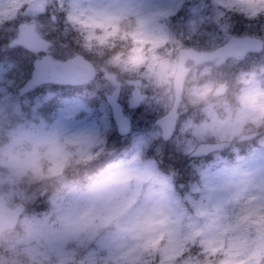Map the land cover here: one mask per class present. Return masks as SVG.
Wrapping results in <instances>:
<instances>
[{
  "label": "rangeland",
  "instance_id": "1",
  "mask_svg": "<svg viewBox=\"0 0 264 264\" xmlns=\"http://www.w3.org/2000/svg\"><path fill=\"white\" fill-rule=\"evenodd\" d=\"M35 2L65 11L69 19L78 22L75 30L71 29L74 33L71 43L89 51L103 70L115 69L114 73L120 74L125 80L120 87L122 100L134 97L135 86L145 93L138 106L128 104L133 126L124 143L127 150L121 151L128 152L127 157L110 159L116 161L113 168L117 179L98 190L101 196L119 197L105 223L115 224L117 231L113 236L123 238L126 229L121 219L128 216L134 205L151 201L153 205L163 204L170 226L141 242L149 255L121 245L115 238H96L82 245L41 243L16 250L0 249V264H147L146 259L156 262L173 259L175 264H180L188 252L195 255L197 251V240L181 231L182 222L199 224L210 215L217 220L222 218L225 223L219 235L202 241L207 253L212 257L221 254L220 264H259L264 250V141L245 156L236 155L233 161L221 163L223 166L213 171L205 169L200 182L192 185L190 192L170 198L152 169L145 164L139 166L136 159L147 147L161 146L160 129L152 120L164 114L174 99L149 86L150 74L141 66L151 68L158 51L167 50L169 55L177 56V49L185 40L206 49L226 41L236 30L243 33L254 30L264 37V16L249 18L264 8V0H0V31L7 32L21 18L35 14L30 8ZM183 4L186 10L183 19L170 25L165 16ZM233 6L239 10H233ZM50 22L48 15L42 14L36 24L47 34L51 30ZM53 32V46L59 50L64 34L59 32L57 37L54 23ZM8 37L12 38L10 34ZM115 37L123 40L126 49L122 52L126 55L116 52L109 61V49ZM8 41L11 44V39ZM105 42L109 49L104 51ZM0 48H7L3 41ZM19 56L18 49L14 59L0 58V145L25 150L33 159L44 149L57 167H63L69 156L87 164L103 150L100 139L104 126L107 125L106 134L113 128L106 124L109 114L105 102L101 101L94 110L80 97L62 96L59 89L56 94L51 85L44 84L21 91L25 75ZM187 62L195 64L198 71L209 68L212 76L227 81L230 92L239 95L243 108L235 112L202 111L200 106L187 105L182 99L177 131L170 144L183 155L199 142L209 140H224L234 150L236 140L245 136L249 126L264 120V51L239 60ZM108 64L111 69L106 67ZM241 73L249 77L245 94H241L243 85L237 81ZM113 88V81L107 78L96 79L85 89L88 95L97 93L96 99ZM0 184L8 202L25 203L18 224L63 221L81 215L86 208L74 196L53 206L46 185L29 184L2 167Z\"/></svg>",
  "mask_w": 264,
  "mask_h": 264
},
{
  "label": "clouds",
  "instance_id": "2",
  "mask_svg": "<svg viewBox=\"0 0 264 264\" xmlns=\"http://www.w3.org/2000/svg\"><path fill=\"white\" fill-rule=\"evenodd\" d=\"M233 10L238 11V6H233ZM256 16H264V8L249 18ZM109 52L110 61L122 49H109ZM156 55L157 60L151 68L147 65H142L141 68L150 74L149 86L158 90L161 95L182 98L187 105L200 106L202 111L235 112L243 108L239 95L230 92L227 81L212 76L211 69L203 68L198 71L195 64L169 55L167 50L158 51ZM237 81L243 85L241 94H245L249 77L241 73ZM261 131H264V120L252 123L244 135H259V143L264 141ZM82 163L78 158L69 156L63 167H57L44 149L33 159L25 150L15 149L9 144L0 145V167L8 169L12 175L29 184L46 185L45 191H49L48 199L53 206H58L70 196L79 198L86 205L81 215L63 221L7 224L0 227V249L16 250L18 247L37 246L41 243L82 245L96 238H115L121 245L134 247L145 255L150 254L141 247V242L170 226L163 204L153 205L149 201L144 205H134L128 216L121 219V224L126 229L123 238L114 237L117 226L106 224L105 217L116 206L119 197L101 196L98 190L116 181L113 168L116 161H108L93 172L81 174L77 165ZM224 223L222 218L217 220L214 215L199 224L182 222L181 231L197 240V251L195 255L188 252L180 264H220L223 256H210L202 241L219 235Z\"/></svg>",
  "mask_w": 264,
  "mask_h": 264
},
{
  "label": "water",
  "instance_id": "3",
  "mask_svg": "<svg viewBox=\"0 0 264 264\" xmlns=\"http://www.w3.org/2000/svg\"><path fill=\"white\" fill-rule=\"evenodd\" d=\"M19 39L18 41L31 48L34 51L38 49H46L47 42L40 37L34 30L33 25L26 22L19 23ZM262 40L256 37L242 36L236 37L231 36L230 40L219 47L208 51H194L193 49H181L179 52V58L186 59L192 57L195 59L209 60L214 57L226 58L228 56L237 54L243 55L250 50H261ZM32 77L29 79L30 84H38L40 82H80L88 81L93 76V68L89 66L87 61L75 56L71 60L67 61H54L45 55L41 59H38L34 68L32 69ZM27 86L25 88H27ZM119 90L115 88L113 93L107 94V100L111 103L113 117L117 123V130L119 133H127L130 129L129 119L123 115L121 105L116 101ZM142 95L137 94L133 103L139 102ZM172 107L162 117L155 119L156 122L162 127L163 138L166 139L171 135V131L174 127L175 120L177 117V106L181 98L175 97ZM219 143L208 144L201 143L193 152V154H200L213 148L219 147ZM22 204L16 206L14 209H9L4 204L3 198L0 196V227L7 224H15L17 216L21 213ZM160 264H172L170 261Z\"/></svg>",
  "mask_w": 264,
  "mask_h": 264
},
{
  "label": "trees",
  "instance_id": "4",
  "mask_svg": "<svg viewBox=\"0 0 264 264\" xmlns=\"http://www.w3.org/2000/svg\"><path fill=\"white\" fill-rule=\"evenodd\" d=\"M236 31H238V30H236ZM250 32H253V31H250ZM257 33H259V32H257ZM107 43H105V45H106L105 47L106 48H109L108 47L109 44H107ZM112 44L113 45H112L111 49H114V48H123L124 47L123 40L120 39V38H116L115 37V40L113 41ZM103 50H104V48H103ZM111 135H112L113 138L110 137V140L112 138L113 139V143H111L112 145H110V147H114V149L115 148L122 149L123 147H120L118 145L119 142L116 141V138L118 139V135H116L114 132H111ZM101 140H102V147L104 149H108L109 148L108 145L110 144L109 143L110 140L108 139V136H107V138H106L105 135L104 136H101ZM164 152H165V155L163 156L162 162H164V166L165 167H169V170L172 171L173 175H176V174L178 175L179 173H182L181 170H179L180 165H184V166H186V168H189V165L187 166L186 163L183 164L179 160L180 158L178 159L179 155L177 154V152H175L173 150V148L168 147L167 144L164 147ZM193 159L194 158L191 159L192 162L193 161H197L196 159H194V160ZM207 162L208 161L206 160L204 163H207ZM160 167H161V169H162L163 172H165V169H166V172L168 173V169L167 168H164L163 166H160ZM261 262H262V264H264V255H263V258H262Z\"/></svg>",
  "mask_w": 264,
  "mask_h": 264
}]
</instances>
